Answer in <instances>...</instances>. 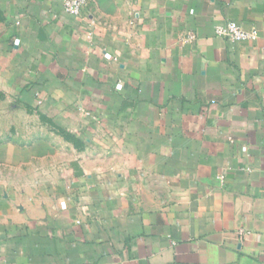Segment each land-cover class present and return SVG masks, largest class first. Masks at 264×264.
<instances>
[{
    "label": "crops",
    "instance_id": "obj_1",
    "mask_svg": "<svg viewBox=\"0 0 264 264\" xmlns=\"http://www.w3.org/2000/svg\"><path fill=\"white\" fill-rule=\"evenodd\" d=\"M85 1L0 0V264H264V0Z\"/></svg>",
    "mask_w": 264,
    "mask_h": 264
},
{
    "label": "built area",
    "instance_id": "obj_2",
    "mask_svg": "<svg viewBox=\"0 0 264 264\" xmlns=\"http://www.w3.org/2000/svg\"><path fill=\"white\" fill-rule=\"evenodd\" d=\"M85 5V0H62L63 11L70 16H80ZM214 33L217 37L233 43H239L255 38L253 32L243 29V27L233 21L216 25L214 27ZM189 39H192V37L189 36Z\"/></svg>",
    "mask_w": 264,
    "mask_h": 264
},
{
    "label": "rangeland",
    "instance_id": "obj_3",
    "mask_svg": "<svg viewBox=\"0 0 264 264\" xmlns=\"http://www.w3.org/2000/svg\"><path fill=\"white\" fill-rule=\"evenodd\" d=\"M7 109L5 107H0V114L6 113ZM5 123H0V126L3 127ZM11 125V124H6V126Z\"/></svg>",
    "mask_w": 264,
    "mask_h": 264
}]
</instances>
